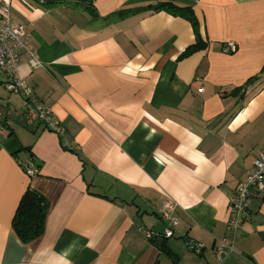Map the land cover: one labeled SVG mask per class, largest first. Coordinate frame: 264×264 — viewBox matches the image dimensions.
Wrapping results in <instances>:
<instances>
[{"label": "crops", "instance_id": "0c3cea01", "mask_svg": "<svg viewBox=\"0 0 264 264\" xmlns=\"http://www.w3.org/2000/svg\"><path fill=\"white\" fill-rule=\"evenodd\" d=\"M167 1L193 9L203 48L183 55L197 40L183 16L111 17ZM5 2L40 65L21 53L32 104L0 68V264H264V190L228 226L264 150V76L245 85L264 64V0H94L96 14L77 0ZM28 186L50 206L24 243L12 222ZM166 204L179 220L168 237ZM223 238L234 250L217 260Z\"/></svg>", "mask_w": 264, "mask_h": 264}, {"label": "built area", "instance_id": "2783aa9c", "mask_svg": "<svg viewBox=\"0 0 264 264\" xmlns=\"http://www.w3.org/2000/svg\"><path fill=\"white\" fill-rule=\"evenodd\" d=\"M30 36L26 34L22 25L14 24L11 15V4L5 2L0 5V68L6 73L7 79L4 82L5 87L12 92L21 93L28 98V102L35 103L33 96V89L30 87L19 75L18 65L21 53H24L34 66L40 65V61L36 52L29 46ZM236 43L228 41L224 44V50L232 52L236 50ZM203 88L200 89L202 91ZM36 113L38 117L46 123L50 128L55 127L50 122L52 111L50 108L36 104ZM58 131H62L61 127H57ZM28 174H34L33 164L31 161L24 163ZM254 190L261 192L264 190V150L259 152L254 161V166L247 170L245 178L237 187L235 195L231 198V214L228 222L229 229L236 230L241 221L243 213L247 210L250 198ZM174 206L172 204L164 205L160 212L162 218L168 222L164 236H172L174 227L179 220L173 216ZM143 232L148 237H153L152 232L143 229ZM195 248V247H194ZM197 249L200 252L199 248ZM234 250L233 241L228 238H223L216 248L217 260H222L230 251ZM199 264H207L201 262Z\"/></svg>", "mask_w": 264, "mask_h": 264}, {"label": "trees", "instance_id": "16d2710c", "mask_svg": "<svg viewBox=\"0 0 264 264\" xmlns=\"http://www.w3.org/2000/svg\"><path fill=\"white\" fill-rule=\"evenodd\" d=\"M63 1L67 0H44L45 6L47 8H53ZM84 4V8L91 13L96 14L95 8H93L94 0H77ZM154 10L160 11L165 10L168 13L173 15H179L187 18L192 23L195 32H196V42L192 44L183 55H189L192 52L203 48V41L201 39V35L199 33L198 20L196 15L191 7L188 6H179L174 2H159L157 4H152L145 7H137V8H128L119 10L112 14L113 17L124 18L133 13H139L142 11ZM110 17V18H111ZM261 76H264V64L262 66L261 71L249 78V80L245 83V85L249 83H253L258 80ZM49 201L46 199L44 195H42L39 191L33 189L31 186H28L26 190L23 192L19 203L16 207L14 216H13V228L19 237V239L28 243L40 237L46 227V216L49 210Z\"/></svg>", "mask_w": 264, "mask_h": 264}]
</instances>
